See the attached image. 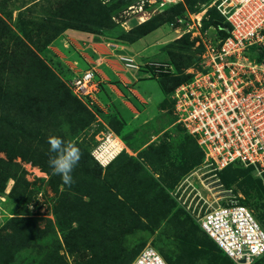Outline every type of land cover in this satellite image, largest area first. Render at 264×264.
<instances>
[{
  "label": "rangeland",
  "instance_id": "rangeland-1",
  "mask_svg": "<svg viewBox=\"0 0 264 264\" xmlns=\"http://www.w3.org/2000/svg\"><path fill=\"white\" fill-rule=\"evenodd\" d=\"M155 3L0 0V71L6 73L0 77V264H130L146 245L188 264H231L197 221L218 204L247 206L264 229L263 179L240 166L210 178L171 94L157 119L125 135L124 122L100 115L84 97L74 99L71 82L80 74L74 59L83 52L73 29L64 31L68 25L127 40L156 26L162 28L150 39L174 31L183 38L164 49L175 71L166 90L202 70L205 34L218 33L205 26L224 22L221 2L181 0L168 10ZM52 76L68 91L52 90ZM53 136L82 153L71 187L48 165ZM108 137L126 148L109 169L93 155Z\"/></svg>",
  "mask_w": 264,
  "mask_h": 264
},
{
  "label": "built area",
  "instance_id": "built-area-1",
  "mask_svg": "<svg viewBox=\"0 0 264 264\" xmlns=\"http://www.w3.org/2000/svg\"><path fill=\"white\" fill-rule=\"evenodd\" d=\"M175 1L179 2L156 0L155 4L166 9ZM219 1L230 36L222 40L218 33L205 34L202 70L177 87L172 98L179 123L204 153L210 178L240 166L257 171L264 181V0ZM121 61L127 69H141L132 58ZM149 66L159 76L175 74L167 63ZM94 81V72L87 70L73 78L71 90L96 104L99 88ZM197 221L234 264H254L264 257V229L247 206L218 204L201 212ZM132 264L168 263L157 249L146 245Z\"/></svg>",
  "mask_w": 264,
  "mask_h": 264
},
{
  "label": "crops",
  "instance_id": "crops-1",
  "mask_svg": "<svg viewBox=\"0 0 264 264\" xmlns=\"http://www.w3.org/2000/svg\"><path fill=\"white\" fill-rule=\"evenodd\" d=\"M161 28L132 43L106 40L85 32L75 36L72 31V38L80 39V52H83L80 60L74 59L80 68L77 75L89 69L95 71L99 86L95 105L100 115L108 119L116 117L125 123L124 135L157 119L159 105L166 99L161 83L165 75H156L149 65L167 63L173 67L164 49L180 37L169 29L150 39ZM122 57L132 58L141 69H127Z\"/></svg>",
  "mask_w": 264,
  "mask_h": 264
},
{
  "label": "trees",
  "instance_id": "trees-1",
  "mask_svg": "<svg viewBox=\"0 0 264 264\" xmlns=\"http://www.w3.org/2000/svg\"><path fill=\"white\" fill-rule=\"evenodd\" d=\"M11 1H15V0H11ZM37 1V0H36ZM42 1V3H43V1L44 2H46V1H48V0H40V2ZM39 3V2H38ZM171 6V5H170ZM166 10H168V8L166 9ZM149 20H151L150 18H148L143 24H141V26H143L144 24H146ZM161 26H156L155 28H153V29H150V30H148V31H146V32H144V33H141L140 35H138V37H136V38H134V39H131V40H127V39H115V40H125V41H128V42H134V41H136V40H138V39H140V38H142V37H144V36H146L147 34H149V33H151V32H153L154 30H157L158 28H160ZM206 29L207 28H215L216 30H217V32H218V37H219V39H222V40H224V39H226L227 37H229L230 36V31H231V28H230V26H229V24L227 23V22H225V19H224V22H214V23H206ZM68 29H70V31H72V29H73V31H75V30H78L79 32H85V33H89V34H93V35H96L95 33H92V32H88V31H85V30H82V29H78V28H75V27H73V26H66L65 27V29H64V31L65 30H68ZM7 30V29H6ZM63 33V31L62 32H60V33H53V35L49 38V40L46 42V43H49L48 45H50L53 41H55L56 39H58L60 36H61V34ZM96 36H98V35H96ZM103 38H106V39H112V38H109V37H103ZM183 38V37H182ZM182 38H178L177 39V41H174V42H179L180 40H182ZM171 45V44H170ZM170 45H168V46H170ZM167 46V47H168ZM167 57H168V59H169V62L172 64V62H171V59L169 58V56L167 55ZM32 59H34V60H36V58H33L32 57ZM39 63L41 62L40 60L38 61ZM173 65V64H172ZM174 66V65H173ZM48 69L46 68V66H44L43 65V72H46V73H48ZM5 72H1L0 71V77H6L5 76ZM173 75H166V76H163L162 77V80H161V83H162V87H163V90H164V92L166 93V95L167 94H173V92L175 91V89L177 88V87H179L180 85H182V84H184V83H187V82H190L192 79H193V77L194 76H191V77H189V76H186V79H184V80H181V81H177V79H176V82L174 83V85L169 89V90H166V86H167V84H169V79L172 77ZM43 77V76H42ZM52 78H53V81L51 80V83L49 84V86L52 88V90H55V91H59L60 93H64V91H68L67 90V88L61 83V81L58 79V78H56L55 76H52ZM168 80V81H167ZM71 90V89H70ZM71 92H72V90H71ZM72 94H73V92H72ZM73 96H74V99H77L76 98V96L73 94ZM164 102V101H163ZM196 141V140H195ZM201 150V149H200ZM202 152V151H201ZM124 153V151L121 153V155ZM202 154H203V158H204V153L202 152ZM120 155V156H121ZM204 161V160H203ZM113 164V162H111L109 165H108V167H107V169H109V167L111 166ZM95 167H96V169H99V168H101L100 166H99V164L97 163V162H95ZM232 168H235V167H229V168H227V169H225L223 172H228L230 169H232ZM248 169H250V168H248ZM222 173V172H221ZM204 232V231H203ZM205 233V232H204ZM206 234V233H205ZM207 235V234H206ZM208 236V235H207ZM209 237V236H208ZM210 238V237H209ZM211 239V238H210ZM212 240V239H211ZM213 241V240H212ZM214 242V241H213ZM215 243V242H214ZM216 244V243H215ZM217 245V244H216ZM145 247V246H144ZM143 247V248H144ZM142 248V249H143ZM141 249V250H142ZM141 250L139 251V253L141 252ZM222 251V250H221ZM71 252H73V251H71ZM160 253H161V255L164 257V259L167 261V263L168 264H188V261H186L181 255H174V254H171V253H169V252H167V250L166 249H160V251H159ZM223 252V251H222ZM139 253L136 255V257L139 255ZM224 253V252H223ZM224 255H225V257L228 259V260H230V261H232L225 253H224ZM136 257L134 258V260L136 259ZM134 260L130 263V264H132L133 262H134ZM256 262H263L264 263V257L263 258H261V259H259L258 261H256ZM231 264H234V262L232 261L231 262Z\"/></svg>",
  "mask_w": 264,
  "mask_h": 264
},
{
  "label": "clouds",
  "instance_id": "clouds-1",
  "mask_svg": "<svg viewBox=\"0 0 264 264\" xmlns=\"http://www.w3.org/2000/svg\"><path fill=\"white\" fill-rule=\"evenodd\" d=\"M48 144L50 145L49 152L53 154L49 156L48 160L53 175H59L62 184L71 187L74 184L71 174L82 157L80 149L55 136L48 139Z\"/></svg>",
  "mask_w": 264,
  "mask_h": 264
},
{
  "label": "bare ground",
  "instance_id": "bare-ground-1",
  "mask_svg": "<svg viewBox=\"0 0 264 264\" xmlns=\"http://www.w3.org/2000/svg\"><path fill=\"white\" fill-rule=\"evenodd\" d=\"M156 1V0H155ZM181 1V0H178ZM200 14L197 18L201 19ZM143 21V20H142ZM145 21V20H144ZM143 21V22H144ZM133 70V69H132ZM138 71V70H137ZM115 135V134H114ZM125 146L123 142L118 139L109 138L102 145L99 151L96 154V160L103 166H108L111 162H113L121 153L125 150Z\"/></svg>",
  "mask_w": 264,
  "mask_h": 264
}]
</instances>
